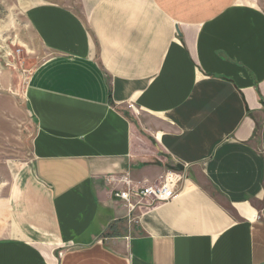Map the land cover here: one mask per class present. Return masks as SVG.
<instances>
[{"label": "crops", "instance_id": "1", "mask_svg": "<svg viewBox=\"0 0 264 264\" xmlns=\"http://www.w3.org/2000/svg\"><path fill=\"white\" fill-rule=\"evenodd\" d=\"M74 1L19 3L35 129L0 264H264V0ZM169 175L166 204L115 196Z\"/></svg>", "mask_w": 264, "mask_h": 264}, {"label": "rangeland", "instance_id": "2", "mask_svg": "<svg viewBox=\"0 0 264 264\" xmlns=\"http://www.w3.org/2000/svg\"><path fill=\"white\" fill-rule=\"evenodd\" d=\"M20 1L24 0H0V197L3 199L8 194L12 177L17 172L20 174V169L31 160L35 129L21 107L17 105L18 111L14 113V100L22 96L27 76L40 57V52L36 51L39 43L25 24ZM53 1L71 4L79 10L74 0ZM12 91L18 92L17 96Z\"/></svg>", "mask_w": 264, "mask_h": 264}, {"label": "built area", "instance_id": "3", "mask_svg": "<svg viewBox=\"0 0 264 264\" xmlns=\"http://www.w3.org/2000/svg\"><path fill=\"white\" fill-rule=\"evenodd\" d=\"M175 177L169 175L164 182L157 186H150L147 188H142L137 191H125L117 192L116 197L129 203L131 208L135 206L132 205V199L135 198L141 204L144 200L149 199L153 204L161 205L166 204L175 198H177L180 192H177L174 185Z\"/></svg>", "mask_w": 264, "mask_h": 264}]
</instances>
